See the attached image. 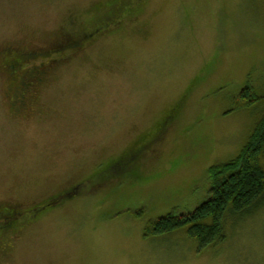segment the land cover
<instances>
[{"label":"rangeland","instance_id":"374dc122","mask_svg":"<svg viewBox=\"0 0 264 264\" xmlns=\"http://www.w3.org/2000/svg\"><path fill=\"white\" fill-rule=\"evenodd\" d=\"M105 1L0 0V48L63 40ZM120 18L45 74L38 103L13 104L0 65V205L21 211L94 176L179 110L135 176L17 218L0 264H264V194L225 212L224 237L202 247L190 224L145 234L210 198L209 167L237 155L263 112L264 99L236 103L244 86L264 92V0H124Z\"/></svg>","mask_w":264,"mask_h":264},{"label":"trees","instance_id":"16d2710c","mask_svg":"<svg viewBox=\"0 0 264 264\" xmlns=\"http://www.w3.org/2000/svg\"><path fill=\"white\" fill-rule=\"evenodd\" d=\"M124 0H107L101 5L94 6L89 14L93 16L102 8L103 14L97 16L94 21L89 20L87 25H81L73 32L71 41L75 42V49L82 43L100 34L104 27L113 24L120 28L124 20L120 18V10ZM120 7L118 12V7ZM94 15L93 17H95ZM117 16L120 20H116ZM66 47V46H65ZM68 47V46H67ZM26 57L25 54L21 58ZM18 61V60H17ZM13 65H9V75L13 74ZM9 94V92L7 93ZM240 99L236 103L238 106L252 105L256 99H264L253 92L249 86H244L240 91ZM244 98V99H243ZM178 107L175 104L168 113L157 124V131L162 133L163 129L174 119ZM155 133L154 139L159 136ZM140 139L138 147H132L130 151L124 153L119 159L121 162L116 168L109 171L100 169L101 180L110 182L114 177L135 176V165L137 158L147 150L149 144L154 140L150 138L146 141ZM133 150V152H131ZM120 166V167H119ZM208 175L213 180V187L210 198L196 207L194 211L188 213L186 217L179 220L162 218L150 221L145 228V234H152L160 231L172 230V227L189 225V231L198 239V247H202L210 242L218 241L224 237L223 221L227 211L234 213H244L256 206L264 194V110L257 118L250 129L245 144L233 158L216 163L209 167ZM38 207V206H37ZM2 211V207H0ZM16 218L15 214H10L3 222H10ZM157 224L156 228L152 226ZM173 227V228H174Z\"/></svg>","mask_w":264,"mask_h":264},{"label":"flooded vegetation","instance_id":"af4514ba","mask_svg":"<svg viewBox=\"0 0 264 264\" xmlns=\"http://www.w3.org/2000/svg\"><path fill=\"white\" fill-rule=\"evenodd\" d=\"M73 32L67 33V35L65 34L63 40L60 37L53 40H47L41 47L10 44L3 45L0 48L1 69L3 71H9V65H13L12 71L15 79L11 80L10 91L8 94V96L12 98L13 104L24 106V104L27 103L39 102L40 90L42 82L45 79V74L55 68L58 69L62 62H64L66 58L65 54L69 50H71L69 57L75 54V42L67 41V39H72ZM22 54H25L27 57L20 58V55ZM17 59L19 60L17 61ZM16 100L22 105L16 103ZM131 152H133V150ZM120 157H118V159H113L105 169L109 171L111 168H116L115 166L118 164L121 166ZM101 173V171H98L94 176H90L89 178L79 181L67 189L61 190L59 193L49 197L48 200L42 201L39 205L35 203L38 207L33 205L30 208L28 207L20 211L11 204H1L0 250L5 251L8 247H10L13 237L4 236V234L7 232L15 234L13 230L15 229L17 218L23 217L26 219V223H33L48 215L46 210L42 212V210L47 207L56 206L64 200L66 201L70 198H75V195L80 194L81 196L85 193H90L93 190H97L105 186L109 182L100 181ZM10 214H15L16 218L9 223L3 222V220Z\"/></svg>","mask_w":264,"mask_h":264}]
</instances>
